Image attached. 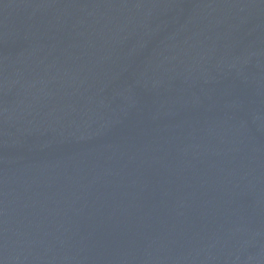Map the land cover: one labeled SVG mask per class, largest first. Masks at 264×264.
<instances>
[{
    "label": "water",
    "instance_id": "obj_1",
    "mask_svg": "<svg viewBox=\"0 0 264 264\" xmlns=\"http://www.w3.org/2000/svg\"><path fill=\"white\" fill-rule=\"evenodd\" d=\"M0 264H264V0H0Z\"/></svg>",
    "mask_w": 264,
    "mask_h": 264
}]
</instances>
